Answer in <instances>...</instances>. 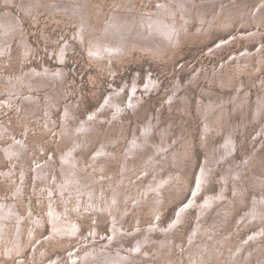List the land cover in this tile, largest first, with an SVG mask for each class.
<instances>
[{
    "label": "rangeland",
    "instance_id": "1",
    "mask_svg": "<svg viewBox=\"0 0 264 264\" xmlns=\"http://www.w3.org/2000/svg\"><path fill=\"white\" fill-rule=\"evenodd\" d=\"M70 1L0 0V196L24 215L20 241L10 226L11 242H1L0 264H82L72 256L94 246L130 253L139 239L147 241L132 253L134 264H264V0ZM104 35L113 52L102 51ZM45 66L59 73L58 90L25 82ZM31 91L39 102L26 110L21 97ZM106 103L103 118L78 136L81 120ZM148 122L165 149L154 157L151 148L130 149ZM18 139L24 147L15 158L1 146ZM76 142L89 175L70 193L61 191V157ZM105 143L113 154L102 169L91 167ZM210 157L220 164L198 192ZM161 180V193L150 192ZM193 198L172 232L161 231ZM51 209L71 233L53 232ZM113 213L134 234L110 243ZM37 216L43 225H34Z\"/></svg>",
    "mask_w": 264,
    "mask_h": 264
},
{
    "label": "bare ground",
    "instance_id": "2",
    "mask_svg": "<svg viewBox=\"0 0 264 264\" xmlns=\"http://www.w3.org/2000/svg\"><path fill=\"white\" fill-rule=\"evenodd\" d=\"M9 1V0H8ZM30 1V0H29ZM70 1V0H69ZM87 1V0H86ZM263 1V0H262ZM32 2V1H31ZM61 2V1H60ZM71 2V1H70ZM75 2V1H74ZM223 2V1H222ZM33 3V2H32ZM38 3V2H37ZM199 3H201V2H199ZM203 3V2H202ZM212 3V2H211ZM220 3H221V0H220ZM219 3V4H220ZM226 3H227V1H226ZM241 3V2H240ZM42 4V3H41ZM76 4V3H75ZM197 4V3H196ZM61 5V4H60ZM63 5V4H62ZM224 5V3L222 4V6ZM28 6V5H27ZM120 6V5H119ZM135 6V5H134ZM61 7V6H60ZM158 7V6H157ZM218 7H220V6H218ZM262 8H263V6H261ZM260 7V8H261ZM48 8V7H47ZM62 8V7H61ZM244 8V7H243ZM34 9V8H33ZM65 9V8H64ZM121 9V8H120ZM221 10H222V8H220ZM9 10V9H8ZM11 10V9H10ZM146 10H148V9H146ZM145 10V11H146ZM152 10V9H151ZM34 11V10H33ZM61 11V10H60ZM66 11V10H65ZM118 11V10H117ZM222 11H224V10H222ZM230 11V10H229ZM242 11H244V10H242ZM256 11V10H255ZM7 12V11H6ZM5 12V13H6ZM29 12V11H28ZM120 12V11H119ZM123 12V11H122ZM130 12V11H129ZM230 12H232V11H230ZM245 12V11H244ZM261 12V11H260ZM263 12V11H262ZM262 12H261V14H262ZM118 13V12H117ZM225 13H226V10H225ZM228 14V13H227ZM253 14V13H252ZM67 15V14H66ZM71 15V14H70ZM150 15V14H149ZM225 15V14H224ZM234 15V14H233ZM257 15H258V13H257ZM256 15V16H257ZM123 16H124V14H123ZM200 16H201V14H200ZM203 16V15H202ZM205 17V16H204ZM253 17V16H252ZM256 18V17H255ZM184 19V18H183ZM213 19V18H212ZM250 19V18H249ZM78 20V19H77ZM82 22H83V20H82ZM206 22V21H205ZM204 22V23H205ZM87 23V22H86ZM214 23V22H213ZM208 24V23H207ZM82 25H83V23H82ZM220 25V24H219ZM83 27V26H82ZM104 27V26H103ZM102 27V28H103ZM123 27V26H122ZM178 27V26H177ZM130 28V27H129ZM131 29V28H130ZM152 29H154V28H152ZM160 29V28H159ZM80 30H82V29H80ZM89 30H92V29H89ZM133 30V29H132ZM2 31V30H1ZM85 31H87V30H85ZM93 31V30H92ZM148 31V30H147ZM253 31V30H252ZM83 32V31H82ZM137 32V31H136ZM244 32V31H243ZM93 33H94V31H93ZM95 34H96V32H95ZM94 34V35H95ZM100 34V33H99ZM239 34H241L240 32H239ZM243 34V33H242ZM245 34V33H244ZM243 34V35H244ZM250 34V33H249ZM259 34V33H258ZM98 35V34H97ZM83 36V35H82ZM96 36V35H95ZM138 36V35H137ZM232 36V35H231ZM251 36V35H250ZM253 36V35H252ZM150 37V36H149ZM152 37H154V36H152ZM99 38H100V36H99ZM148 38V37H147ZM93 39V38H92ZM105 39H108V35L107 36H102L101 38H100V42H101V44H102V51L103 50H108V51H112L114 48H109L108 46H107V48L105 47L106 46V43H105ZM246 39V38H245ZM248 39H249V37H248ZM94 40V39H93ZM136 40V39H135ZM223 40V39H222ZM95 41V40H94ZM108 41L109 42H111V44H112V46H113V42L110 40V39H108ZM224 41V40H223ZM223 41H221V42H223ZM96 42V41H95ZM122 42V41H121ZM125 42V41H124ZM137 42V41H136ZM155 42V41H154ZM123 43V42H122ZM110 44V45H111ZM121 44V43H120ZM144 44H146V43H144ZM109 45V44H108ZM125 45V44H124ZM129 45V44H128ZM66 46H68V45H66ZM65 46V47H66ZM127 46V45H126ZM130 46L132 47V45L130 44ZM1 47V46H0ZM137 47V46H136ZM263 47V46H262ZM143 48V47H142ZM141 48V49H142ZM218 48V47H217ZM126 49V48H125ZM63 50V49H62ZM249 50H246V52H248ZM113 52V51H112ZM102 53V52H101ZM108 53V52H107ZM61 71V70H60ZM62 72V71H61ZM28 73H30L31 75H30V78H29V81H25L27 84H31V83H34V84H36V86L38 87V86H42V85H47V84H49V85H51L52 87H54V89L55 90H58V87H57V80H56V76H58V74L59 73H54V71H52L50 68H48L47 66H45V68L43 69V70H40V69H37V68H35V67H33L32 68V71L31 72H28ZM22 74V73H21ZM20 77V76H19ZM11 78V77H10ZM148 78V77H147ZM12 79H13V77H12ZM18 79H20V78H18ZM148 80V79H147ZM135 81V80H134ZM150 81V80H149ZM19 82V84L20 83H22V80L21 81H18ZM41 83V84H38V83ZM14 84V83H13ZM155 84H157V83H155ZM10 85V84H9ZM135 85H137L136 84V82H135ZM150 85V84H149ZM149 85H147V86H149ZM152 86V85H151ZM155 86V85H154ZM11 87V86H10ZM24 87V86H23ZM27 87V86H26ZM51 87V88H52ZM156 87V86H155ZM154 87V88H155ZM29 88H34L33 86H30ZM39 88V87H38ZM50 88V89H51ZM146 88H148V87H146ZM118 89V88H117ZM116 89V90H117ZM35 90V89H34ZM20 91V90H19ZM26 91H28L27 89H26ZM48 91V90H47ZM117 91H119V90H117ZM33 91H31V92H27L26 94H23L22 95V97L21 98H23V103H24V106H23V108H25L26 110H28L29 108H36V104L39 102V97H37L35 94H33L32 93ZM238 92V91H237ZM46 94V93H45ZM48 94V93H47ZM14 95V94H13ZM49 95V94H48ZM47 95V96H48ZM20 96H21V94H20ZM39 96V95H38ZM112 96V95H111ZM117 96H118V92L117 93H113V99H112V97H111V99H112V101H111V103L113 104V102L115 103V105L118 103V101H117ZM237 96V95H236ZM131 98V97H130ZM259 98V97H258ZM11 99L12 100H15L16 99V97H13V96H11ZM52 99V98H51ZM115 100V101H114ZM137 100V99H136ZM260 100H262L263 101V98H260ZM32 101V102H31ZM129 101V100H128ZM131 101V100H130ZM133 101H135V99L133 100ZM211 101V100H210ZM262 101H260V102H262ZM132 102V101H131ZM214 102V101H213ZM264 102V101H263ZM48 103V102H47ZM108 103H109V101H108ZM135 103H136V101H135ZM217 103H218V101H217ZM238 103V102H237ZM241 103H242V101H241ZM13 104V103H12ZM51 104H53V103H51ZM129 104V103H128ZM206 104V103H205ZM211 104V103H210ZM263 104V103H262ZM48 105V104H47ZM119 105V104H118ZM236 105V104H235ZM240 105V104H239ZM257 105H258V103H257ZM257 105H256V108H257ZM50 106V105H49ZM113 106V105H112ZM123 106V105H122ZM203 106V105H202ZM208 106H209V103H208ZM215 106V105H214ZM237 106V105H236ZM110 107V104H105L101 109H99V108H97V110L99 109V111L98 112H90V114H89V116H88V120H87V122H83L82 120H81V122L83 123V125L79 128V130H77L78 131V136L79 135H81V134H83L84 136L85 135H87V133H88V131H89V127H90V121L91 120H98L99 118H103L102 117V112L104 111V110H106L107 108H109ZM207 108V107H206ZM210 108V107H209ZM213 108V107H212ZM235 108V107H234ZM115 109H117L116 111L119 113L120 112V109L122 110V112H123V109H122V107L120 108H115ZM129 109V108H128ZM133 109H135V108H133ZM214 109V108H213ZM244 109V108H243ZM133 111V110H132ZM209 111V110H208ZM213 111V110H212ZM259 111H262V109H261V107L259 106ZM243 112L244 111H242V114H243ZM46 113V112H45ZM98 113H99V115H98ZM115 113V112H114ZM205 113V112H204ZM117 114V113H116ZM206 115H207V113H205ZM221 114V113H220ZM262 114V113H261ZM205 115V116H206ZM212 115V114H211ZM224 115V114H223ZM42 116V115H41ZM113 116H114V114H113ZM118 116H120V115H117V117ZM208 116V115H207ZM213 116H215V115H213ZM212 116V117H213ZM261 116V115H260ZM115 117H116V115H115ZM48 118V117H47ZM51 118V117H50ZM244 119V118H243ZM100 120H103V119H100ZM121 120V119H120ZM123 120V119H122ZM149 121V120H148ZM208 121L209 120H207V123H208ZM236 121V120H235ZM246 121V120H245ZM68 122V121H67ZM149 123V122H148ZM92 124H94V123H92ZM157 124V123H156ZM51 125V124H50ZM147 125V124H146ZM152 125H154V124H152ZM150 123L146 126V127H143V130H144V132H143V134H141L142 136H139V133H137V134H135L136 135V137L133 139V141H132V144H131V146H130V149L131 150H135L136 148L139 150V149H141V150H146L147 148H151L153 151H155L154 152V154H153V156L152 157H154L155 156V154L157 153V148L158 147H160V149L161 150H165V149H163V145H158V144H156V143H154L153 142V140H152V129H153V126H152ZM234 125V124H233ZM78 126H79V124H78ZM158 126V125H157ZM208 126V125H207ZM96 127V126H95ZM264 128V127H263ZM91 129V128H90ZM158 129V128H157ZM62 130V129H61ZM167 130V129H166ZM165 130V131H166ZM232 130H233V128H232ZM64 131V130H63ZM262 131V130H261ZM264 131V130H263ZM136 132V131H135ZM61 133V132H60ZM164 133V132H163ZM234 133V132H233ZM230 134V133H229ZM134 135V134H133ZM8 137V136H7ZM63 137V136H62ZM230 137V135H228V137L227 138H229ZM83 138V137H82ZM161 139H162V137H160ZM21 140L22 139H18V141L14 144V145H11V146H8V147H5V146H1L2 148H4L5 149V151H6V153L8 152V154L9 155H11V156H13V157H17L18 156V154L17 153H19L20 151H21V149L24 147V146H22V145H24V144H22V142H21ZM228 140H230V139H228ZM233 140H234V138H233ZM232 140V141H233ZM104 141V140H103ZM161 141H163V140H161ZM206 141V140H205ZM74 142V141H73ZM110 142V141H109ZM228 142V141H227ZM77 143V142H76ZM111 143V142H110ZM160 143V142H159ZM162 143V142H161ZM160 143V144H161ZM169 143V142H168ZM229 143V142H228ZM227 143V144H228ZM231 143H233V142H231ZM22 144V145H21ZM234 144V143H233ZM21 145V146H20ZM79 145H80V143H77L76 144V146L75 147H73V148H71L68 152H66V154H64V155H62V157H61V162H63V166H61V171L63 172V174H64V181H62L61 182V191H65V190H67L68 192H70V193H72V192H77L78 190H80V188L81 187H83L84 185H86V181L84 180V179H82L81 177H82V175L84 176V178L85 177H88L87 175H89L88 174V167H87V165H81V163H80V161H79V157H78V153H76V150H77V148L79 147ZM130 145V144H129ZM229 145V144H228ZM228 145H226V146H228ZM16 146H18L17 147V149H15V147ZM167 147V146H166ZM230 147H231V145H230ZM168 148V147H167ZM166 148V149H167ZM79 149V148H78ZM98 150H96L95 151V153H93L94 154V158H93V161L94 162H96L97 164L96 165H89V166H91V167H93V168H96L97 169V167H101V169L104 167V161H103V159L104 158H109V157H111V155L113 154V152H110V150L109 149H107V147H106V143L105 144H103L102 146H100L99 148H97ZM222 149V148H221ZM232 151H234V146H233V150ZM231 150H228V154L226 155V156H230V154H231V152H232ZM127 152H128V149H127ZM130 153V152H129ZM233 153V152H232ZM128 154V153H127ZM222 154V153H221ZM226 154V153H225ZM129 155V154H128ZM164 155V154H163ZM162 155V156H163ZM166 155V154H165ZM81 156V155H80ZM93 156V155H92ZM221 156V155H220ZM226 156L224 157V156H221L222 157V159L221 160H223V162L225 161V158H226ZM165 157V156H164ZM219 157V156H218ZM220 157V158H221ZM123 158V157H122ZM206 158V157H205ZM148 159H150V158H148ZM251 159V158H250ZM81 160V159H80ZM91 160V159H90ZM92 162V161H91ZM38 163V162H37ZM43 162H41V161H39V164L41 165ZM255 163V162H254ZM44 164H46V163H44ZM219 164H220V161L217 159V158H215V157H213V158H207V160H206V165H204V167L202 168V170H201V172H199V176H198V192L201 190V188H202V186L204 185V183L207 181V179L209 178V176H210V173H212L213 171H214V168H216L217 166H219ZM37 165V164H36ZM231 164L229 163V166H230ZM228 166V168H231V167H229ZM128 167V166H127ZM226 168V167H225ZM91 169V168H90ZM233 169V168H232ZM225 172V171H224ZM237 172V171H236ZM226 173V172H225ZM10 174H12V172H10ZM82 174V175H81ZM236 175L235 176H237L238 175V173H235ZM169 176V175H168ZM233 176V175H232ZM171 177V176H170ZM234 177V176H233ZM226 178H227V176H225V180H226ZM236 179V178H235ZM235 179H234V181H235ZM165 180V179H164ZM87 181H89V182H91V180H87ZM163 183H165V181H163V180H161V182L159 183V184H154V185H152V186H150V187H148V189L150 190V192H151V190H155L156 192H158V193H161V187H162V185H163ZM51 185V184H50ZM157 185V186H156ZM15 186V185H14ZM222 187V186H221ZM48 188V187H47ZM52 189V188H51ZM196 189V188H195ZM48 190V189H47ZM195 192V195L198 193V192ZM48 192V191H47ZM149 192V193H150ZM130 194V193H129ZM20 195V194H19ZM128 195V194H127ZM116 196V195H115ZM139 197V196H138ZM142 197H144V196H142ZM196 197V196H195ZM218 197L221 199V198H223V197H225V194L224 193H222L221 192V194L220 195H216V196H212V195H209V196H207V199H206V201H205V203H204V205H202L200 208H202V207H204V208H208L210 205H212V204H214L217 200H219L218 199ZM113 198V197H112ZM142 199V198H141ZM262 199V198H261ZM110 200V199H109ZM105 201V200H104ZM138 201H139V199H138ZM44 202V201H43ZM47 202V201H46ZM194 202H196V199L195 198H193L189 203H187L185 206L183 205V207H181L180 209H179V211H178V213H177V219L175 220V221H173V222H171L170 223V225L169 226H165V227H161V231H163V232H172V230L174 229V226H175V224H177L178 222H179V220H180V218H181V216L182 215H184L185 214V212H186V210L194 203ZM52 203V202H51ZM120 203V202H119ZM258 203V202H257ZM262 204V203H261ZM264 204V203H263ZM49 205H50V203H49ZM80 205V204H79ZM209 205V206H208ZM54 206H55V204H54ZM118 206V205H117ZM208 206V207H207ZM51 207V206H50ZM262 207V206H261ZM264 207V206H263ZM256 209L254 210V212H255V214H259L260 212H259V209H258V207L256 206L255 207ZM60 209V208H59ZM65 209H67V208H65ZM64 209V210H65ZM52 210V209H51ZM50 210V211H51ZM70 210V209H69ZM71 211V210H70ZM116 211V210H115ZM201 211V210H200ZM205 211V210H204ZM118 212V211H117ZM203 212V211H202ZM202 212H201V214H202ZM251 212H253V211H251ZM112 213V212H111ZM116 213V212H115ZM63 213H61L60 212V210H57V209H53L51 212H50V215H49V220H50V222H51V224L53 225V227H52V229H53V232L55 233V234H57V233H63V232H70L71 231V229L73 228V226L69 223V222H67L65 219H64V217H63V215H62ZM262 213H260L259 215H261ZM254 214L252 213V216H253ZM252 216H251V218H252ZM255 216V215H254ZM262 216V215H261ZM112 217H113V221H110V223L112 222V229H111V231H112V233L114 234V236H110L109 237V235L108 236H106L107 238H109V240H108V242H113V240L114 239H119V237H121V240L123 241L124 239H125V237L126 236H132L133 234H134V232H131V230H126L124 227H121V225H119V223H118V220H117V218L115 217V215H114V213L112 214ZM259 217V216H258ZM264 217V216H263ZM263 217H261V218H263ZM23 218H24V215L23 214H21L19 211H18V209L16 208V204L14 203V202H11V203H8V202H6V201H2V199H1V196H0V245H1V242H2V240H5L7 243H10L11 241V238H10V236L7 234V231H10V226H12V227H14L15 229L14 230H16V241L18 242V241H20V235H21V231H22V228H23ZM33 217H31L30 219H32ZM67 219V218H66ZM72 219V218H71ZM111 220V219H110ZM14 221H18L17 222V228H16V225H15V222ZM33 223H34V225H43L44 223H43V220H42V218H39L38 216L36 217V219L33 221ZM199 226V225H198ZM111 227V226H110ZM77 228V227H76ZM136 228H138V226L136 227ZM139 229V228H138ZM154 229V226L153 225H151V227H150V230H153ZM93 230V229H92ZM78 231V230H77ZM71 233V232H70ZM98 233V232H97ZM67 234V233H66ZM64 235V234H63ZM68 235V234H67ZM90 238H92V237H94V235L92 234V231H91V233H90ZM34 236V235H33ZM195 237V236H194ZM107 238H105L104 240H106ZM146 238H148L149 239V237H146ZM145 238V239H146ZM49 240V239H48ZM88 241H89V239H88ZM96 241V240H95ZM147 241V240H146ZM145 240L144 241H142V239H139L138 240V243H137V245H136V247H137V251H139L140 250V248L143 246V244H144V242H146ZM162 243H164V244H166V243H168V242H166L165 240H163L162 241ZM113 244V243H112ZM112 246V245H111ZM95 247V246H94ZM91 248L90 250H89V252L86 254V255H84V256H80V255H78V254H76L75 255V257H74V255L72 256V258H74L75 259V261H78V262H82V264H134V258L132 257V253H134V254H136L135 252H137L136 250H133L132 249V247L131 248H129V251H130V253H125V251L124 250H121V249H118L116 252H112L111 250H110V247H106L105 249H104V246H101L100 248ZM8 248L10 249L11 247L10 246H8ZM136 249V248H135ZM11 250H13V249H11ZM10 254V250H8L7 251V254ZM19 253V252H18ZM20 253H21V250H20ZM1 254H3V251H2V249H1V247H0V255ZM17 255V254H16ZM18 256V255H17ZM13 257V256H12ZM53 260H52V264H53ZM50 263V264H51ZM21 264H25L24 262L23 263H21Z\"/></svg>",
    "mask_w": 264,
    "mask_h": 264
}]
</instances>
